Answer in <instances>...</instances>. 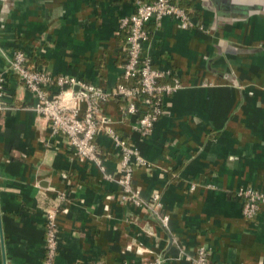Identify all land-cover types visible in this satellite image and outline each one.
Returning a JSON list of instances; mask_svg holds the SVG:
<instances>
[{
  "label": "crops",
  "instance_id": "1",
  "mask_svg": "<svg viewBox=\"0 0 264 264\" xmlns=\"http://www.w3.org/2000/svg\"><path fill=\"white\" fill-rule=\"evenodd\" d=\"M135 1L0 0V264L41 261L50 210L58 225L53 264H192L199 249L212 263L264 264V203L247 218L236 194L264 190V0H174L192 11V27L171 16L146 24L143 55L181 85L145 137L120 100L99 103L102 168L51 132L34 94L8 70L22 49L49 75L112 90L125 56L119 21ZM109 128L145 161L132 172L139 206L121 198ZM153 194L167 227L152 210Z\"/></svg>",
  "mask_w": 264,
  "mask_h": 264
},
{
  "label": "built area",
  "instance_id": "2",
  "mask_svg": "<svg viewBox=\"0 0 264 264\" xmlns=\"http://www.w3.org/2000/svg\"><path fill=\"white\" fill-rule=\"evenodd\" d=\"M165 16L173 17L182 29L193 26L191 17L174 0H153L150 2L136 0L134 11L120 18L118 27L128 29L121 76L124 79L138 77L139 87H128L117 83L112 90L107 91L71 75L61 74L54 77L43 69L30 65L22 49L13 52L8 70L23 80L25 86L34 94L36 98L34 108L50 120L51 132L65 134L69 146L79 157L92 160L102 168L94 143L101 120L99 103L107 100L111 95L119 96L126 102L125 110L128 115H135L139 107L146 108V110L153 107L133 123L134 129L141 137H145L150 133L153 124L161 114V109L158 107L159 102L152 103L151 98L159 97L164 103V97L176 91L181 85L175 78L171 83H160L158 79L170 76L169 72L154 67L151 58L142 53L148 39L146 24L150 20L158 21ZM4 87L5 76L1 73L0 102L4 96ZM53 88L55 92L51 94L50 91ZM140 93H144L145 97H139ZM82 103L85 104L83 108H81ZM108 133L120 151L119 183L123 188L121 198L139 206L142 203L138 193L132 188V172L134 164H144L145 161L135 147L126 143L112 129L109 128ZM105 176L109 177V175ZM236 194L243 202V214L247 218L253 217L259 205L264 203V190L246 186L239 187ZM152 203V210L161 225L167 227L168 216L158 213L161 202L157 194H153ZM55 212V210H50L45 217L44 255L38 264H53L57 252L58 225ZM160 263V259H152L141 264ZM191 263L219 264L209 262L204 249H199L196 255L191 257ZM90 264L101 263L96 260Z\"/></svg>",
  "mask_w": 264,
  "mask_h": 264
},
{
  "label": "trees",
  "instance_id": "3",
  "mask_svg": "<svg viewBox=\"0 0 264 264\" xmlns=\"http://www.w3.org/2000/svg\"><path fill=\"white\" fill-rule=\"evenodd\" d=\"M142 1H145V2H150V1H153V0H142ZM189 16L192 14V11L182 2V3H179L178 4ZM127 35H128V30L127 29H125V30H123L122 32H121V34L119 35V38H121L122 40H124V41H126L125 40V38L127 37ZM125 43V42H124ZM167 80V81H166ZM158 81L160 82V83H166V82H172L173 81V79H172V81L169 79V76H165V77H161V78H159L158 79ZM119 83H121V84H123V85H125V86H128V87H139V79H138V77H132V78H129V79H124V78H121V80L119 81ZM139 97H141V98H143V97H145V94L144 93H140V95H139ZM108 99H118V100H120L122 103V105H124V112H125V114H128L127 112H126V110H125V106H126V102H125V100H123L122 98H120L119 96H116V95H111ZM152 99V103H154V101H158L159 102V104H158V107H159V109H163V103H162V99L160 98L159 99V97H153V98H151ZM154 106V105H153ZM139 107V106H138ZM148 109H150V110H152L153 109V107L152 108H147V110ZM146 110V108L144 109V108H141V107H139L138 108V111H137V116L138 117H140V116H142V115H144V113L147 111ZM119 136V135H118ZM121 139L123 138V137H121V136H119Z\"/></svg>",
  "mask_w": 264,
  "mask_h": 264
}]
</instances>
